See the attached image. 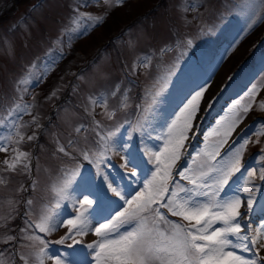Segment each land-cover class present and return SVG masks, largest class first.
Here are the masks:
<instances>
[{"label": "rangeland", "instance_id": "obj_1", "mask_svg": "<svg viewBox=\"0 0 264 264\" xmlns=\"http://www.w3.org/2000/svg\"><path fill=\"white\" fill-rule=\"evenodd\" d=\"M160 2L123 0L122 4H116L111 0L110 4H105L99 0L97 4L94 0H41L36 5L35 0H0V137L4 138L0 144L6 143L8 149L0 151V179L6 181L0 183V264H23L19 253L29 255L30 249L21 247L29 242L22 239L20 230L26 227V219H37L45 204L54 203L51 187L65 169L76 163L82 164L83 170L95 178L100 196L118 199L101 178L95 177L94 166L83 160L79 150H96L99 136L93 117L101 122L104 131L123 124L118 138L126 140L146 102V89L167 68L175 65V75L170 78L167 91L156 106L160 116L167 117L179 98L205 84L210 85L195 122L199 134L191 140L189 152L195 153L203 147L204 133L215 127L216 121L228 114L233 101L244 96L252 85L259 88L256 103L233 137L239 141L264 120V111L258 107L260 101H264V20L244 34L247 23L255 18L252 13L264 15V9L259 7L260 0ZM247 3H254L256 7L247 9ZM77 8L80 13H90L93 18L103 16V19L98 24L94 19H81L77 27L94 26L75 37L66 29L73 27ZM188 39L192 40L190 46L186 44ZM161 49L167 51L161 53ZM146 57L151 58L147 68L141 66ZM37 78L39 82H36ZM22 79L25 83L18 84ZM117 87L119 92L112 96ZM125 92L128 108L121 109V96ZM90 97H105L108 110H116L113 118L108 119L103 104L93 105ZM209 101L211 107H208ZM17 103L32 106L30 112L19 114L22 120L14 110ZM9 112L14 115L9 116ZM33 116L36 122H32ZM14 120L25 125L20 128L24 140L19 144L16 143ZM163 122L159 117L154 120L157 131L162 130ZM80 126L83 127L77 133L75 129ZM33 134L35 138L28 140L27 137ZM156 134L154 132L153 136ZM69 140L74 142L73 145H68ZM261 140V144L248 145L245 161L249 167L260 166L258 152L264 147V138ZM145 141L150 146L160 143L147 137ZM58 142L72 152L75 160L57 151ZM132 143L140 149L138 133L133 134ZM17 148L29 154V169L21 164L15 171H8L3 161L10 159L14 155L13 149ZM110 155L114 164L122 163L118 149ZM144 159L145 164L138 172L141 180L152 167L146 157ZM106 171H110L116 180L113 186L121 187L124 194H134L133 189L138 190L136 178L125 175L132 171L131 166ZM33 181H36L35 189L31 187ZM258 183L261 191L256 194L257 203L250 214L253 227L264 216L260 212L264 205V182ZM21 186L27 190H21ZM10 200L12 204H9ZM28 200L33 201L30 217L25 215L29 212ZM69 210L66 201L62 211L67 213ZM65 231L66 228H58L47 238L58 239ZM9 235L17 240L5 243ZM82 239L84 244L73 247L88 252L87 260L91 262L90 250L84 245L95 236L89 233ZM68 243L71 241H66ZM55 247L67 253L68 264H73L72 249ZM260 255L264 256V249ZM45 264H52V261L47 260Z\"/></svg>", "mask_w": 264, "mask_h": 264}, {"label": "snow or ice", "instance_id": "obj_2", "mask_svg": "<svg viewBox=\"0 0 264 264\" xmlns=\"http://www.w3.org/2000/svg\"><path fill=\"white\" fill-rule=\"evenodd\" d=\"M94 2L98 4L99 0ZM103 2L110 4L111 0ZM115 2L122 4L123 0ZM245 7L254 9L256 5L247 3ZM259 7L264 9V0H260ZM252 15L255 18L247 23L244 34L264 20V15L259 12ZM85 17L94 19L97 24L103 19V16L93 18L90 13H80L77 8L73 27L66 29L70 36L83 35L87 27L94 26L77 27ZM186 44L190 46L192 40L188 39ZM165 51L167 49H161V53ZM150 64L151 58L148 57L141 62L145 68ZM174 68L175 65L167 68L146 89V102L137 121L131 125L126 140L120 141L118 138L123 124L104 131L101 122L93 117L99 142H96L95 151L81 148L79 155L94 166L95 177L101 178L107 184V189L118 199L100 196L95 178L83 170L82 164L76 163L65 169L51 187L54 203L45 204L37 219H26V227L20 230L23 233L22 239L29 242L21 247L30 249L29 255L19 253L23 264H30V258L31 264H45L47 260L52 261V264H68V254L61 252L56 245L72 249L75 258L73 264H264V256L260 255L264 249V216L253 227L250 215L257 203L256 194L261 191L258 181L264 182V147L258 152L259 167H249L245 161L248 145L262 143L264 120L259 121L255 129L239 141L233 137V133L253 109L259 88L252 85L244 96L233 101L228 114L217 120L209 132L204 133L203 147L191 153L188 151L191 140L199 134L195 123L197 114L201 111V102L210 85L205 84L179 98L167 117L160 116L156 106L167 91L170 78L175 75ZM36 82H39V78ZM23 83V79L18 81V84ZM117 92L118 87L111 95L115 96ZM89 99L93 105L101 102L108 119L113 118L116 110H108L105 97ZM211 106L212 102L209 101L208 107ZM31 107L28 104L14 105L19 120L23 119L19 114L30 112ZM119 107L128 108L126 92L121 96ZM258 107L264 111V101H260ZM8 115L13 116L14 113L9 112ZM157 117L164 121L160 125L161 131H157L154 125ZM32 122H36V117L33 116ZM23 126L14 120L18 144L24 140L20 131ZM81 127L75 131L79 133ZM154 132L157 133L155 136ZM134 133L140 135L139 150L132 143ZM145 137L160 143L150 146ZM34 138L35 134L27 137L28 140ZM3 139L0 137V140ZM73 143L69 140L68 145ZM117 149L122 161L120 164H114L110 155ZM7 150L6 143L0 144V151ZM57 151L75 160L72 152L59 142ZM13 153L10 159L3 161L6 170L15 171L21 164L29 169V154L18 148L13 149ZM145 157L152 167L141 180L138 172L145 164ZM182 160L183 164L180 163ZM129 166L132 171L125 175L136 178L135 183L139 188L133 189L134 194L126 195L121 187L113 186L116 180L106 169H127ZM0 183L6 181L0 179ZM31 187L35 189L36 181L32 182ZM21 190L27 189L21 186ZM66 201L69 202L70 210L64 213L62 209ZM12 203L10 200L9 204ZM26 203L29 212L25 215L30 217L33 201L28 200ZM260 212L264 213V205L260 207ZM58 228H66L64 235L49 240L47 237ZM89 233L95 239L84 247L90 250L91 262L87 260L88 252L73 247L84 244L82 238ZM14 240L17 237L9 235L4 242ZM66 241L71 243L66 244Z\"/></svg>", "mask_w": 264, "mask_h": 264}, {"label": "trees", "instance_id": "obj_3", "mask_svg": "<svg viewBox=\"0 0 264 264\" xmlns=\"http://www.w3.org/2000/svg\"><path fill=\"white\" fill-rule=\"evenodd\" d=\"M41 0H35L36 5H38L40 3ZM160 4H163V0H161ZM7 11V9L5 10ZM152 12V10H150V13ZM39 138V137H38Z\"/></svg>", "mask_w": 264, "mask_h": 264}]
</instances>
